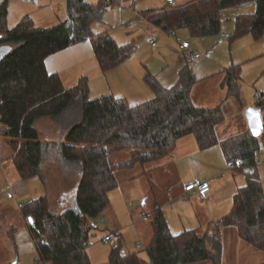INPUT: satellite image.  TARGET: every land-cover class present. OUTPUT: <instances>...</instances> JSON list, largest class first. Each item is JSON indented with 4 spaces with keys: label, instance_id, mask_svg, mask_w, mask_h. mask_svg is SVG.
Returning <instances> with one entry per match:
<instances>
[{
    "label": "trees",
    "instance_id": "16d2710c",
    "mask_svg": "<svg viewBox=\"0 0 264 264\" xmlns=\"http://www.w3.org/2000/svg\"><path fill=\"white\" fill-rule=\"evenodd\" d=\"M249 2H255V12L235 17L229 41L246 35L264 38V0H193L148 12L145 17L166 33L186 30L195 39L214 37L221 32L222 12ZM109 3L66 0L68 17L59 24L41 28L32 18L24 17L13 29L8 28L7 3L0 5V50H8L0 61V137L13 150V162L23 180L43 182L42 168L50 160L80 175L77 210L53 215L47 196L23 207L25 218H33L29 231L42 264H92L88 243L96 221L110 204L109 193L118 188L115 172L156 165L188 136L195 137L202 150L214 147L219 144L217 127L225 121L221 107L193 104L191 90L198 80L188 65L170 88L147 75L145 80L154 96L135 105L111 95L90 100L86 78L65 88L59 75L48 72V57L83 42L90 43L102 72L130 58L132 45H118L107 31H91V24L102 20ZM240 69L241 65H235L226 70L224 86L242 106L234 80L239 78ZM255 106L264 110V94ZM41 119L57 124L65 133L64 140H41L37 129ZM263 141L264 134L257 138L247 130L220 145L232 170L246 172L257 167L256 156ZM122 150L129 151V158L115 163L111 157ZM151 213L153 238L146 246L150 262L136 254H124L117 246L106 264H221V231L226 227L235 228L242 241L264 251V188L255 173L238 190L231 212L208 232L173 235L161 202L155 201Z\"/></svg>",
    "mask_w": 264,
    "mask_h": 264
},
{
    "label": "crops",
    "instance_id": "0c3cea01",
    "mask_svg": "<svg viewBox=\"0 0 264 264\" xmlns=\"http://www.w3.org/2000/svg\"><path fill=\"white\" fill-rule=\"evenodd\" d=\"M84 1L89 4L96 5L101 0H98L96 3L88 0ZM104 1L107 3L110 2L107 9L116 4L121 7L122 4L121 0ZM191 1L193 0H176V6H183ZM3 3H7L8 7L9 29L15 28L24 17L32 18L35 25L41 28L53 27L68 17L66 0H28V2L25 0H0V5ZM151 3L152 9L144 11L142 14L137 11H133L130 14L134 17H142V19L154 31L159 30L164 32L163 29L152 25L145 17V14L148 12L160 11L166 8V0H164L163 3H160L159 0H152ZM97 22L102 23L105 28L96 33L107 31L111 34V27H109L108 23H105L103 20ZM171 38H174V36ZM150 39H148L149 45H151L149 43ZM178 39L182 40L181 38H177L176 44ZM192 39L198 41V39L201 38ZM116 43L121 46L124 45L119 42ZM153 47H157V45ZM3 52L7 53L8 50H3ZM161 56H163L162 51ZM127 61L121 63L106 73L102 72L90 43L83 42L48 57L46 60V66L50 74L59 75L65 88H72L76 86L82 78H86L89 82V96L93 90L99 88V92H103L99 98L109 95L121 97L125 98L131 105L153 98L154 92L145 80L146 76H151V74L147 73L144 76V79L142 78L140 80V68L136 67L133 69L131 64H126ZM256 61L262 62H259L252 68H249L248 65H251V63ZM164 62H166L165 59ZM234 62L232 61L231 65L226 68L222 67L225 66L224 64L220 65L212 63L220 70L215 73L214 71L217 69H214V71H211L214 73L203 76L198 75L197 69L194 70L189 66L190 64L188 65L193 70L198 80L191 90V99L193 104L200 108L221 107L224 112L225 121L217 127V138L219 144L209 149L202 150L200 149L195 137L188 136L180 139L177 142L174 151L158 164L148 169H144L142 167L143 172L141 174H144V172L156 171L160 167L166 165L173 166L176 172L178 179L175 185H172V187L169 188L171 194L165 201L161 202L165 220L168 224L170 232L173 235H179L186 231H198L205 233L209 231L211 226L218 225L222 218L231 212L233 199L238 190L245 187L249 178L252 176L247 172L230 170L220 145V143L227 138L248 130V124L244 116V112L250 107L247 104L243 107V102L246 103V101H243L242 106H240L235 98L229 95L227 87L224 86V82L227 77L226 70L235 65H240L239 63ZM243 63H245V65L240 69L239 78L234 79L238 84L241 81L243 82L242 74L243 76H248L251 80L261 79V74H264V53L250 57ZM187 64L188 63L185 60L179 59L176 64H172L171 70L168 72L166 71V74L164 75L162 72L158 75V79L156 80L155 78V80L162 87L170 88L176 83L180 70ZM167 66L168 70L170 66ZM245 69L253 70H250L252 73L247 75ZM107 75L111 76V79H109V76L105 77ZM219 76H221V78H218L217 80V77ZM212 81L214 85L209 84V82ZM252 108H256L255 104ZM262 115L264 117V110L262 111ZM230 116H233L234 118V122L232 123L229 121ZM37 129L41 140L46 142H60L56 139L59 134L62 135L60 127L51 120H39L37 123ZM262 143L264 144V142ZM13 155V150L8 147L4 139H1L0 190H8V201H12L15 198H28L26 199L28 200L26 201L27 204L33 199L47 196L50 202V211L53 215H61L68 210L74 209L76 204V193L80 182V175L77 172L66 170L61 165H59L58 168L57 162L50 160L45 162L42 168L43 182L37 178L23 180L15 167ZM52 168H57L56 170L59 173V180H57L59 182V195L58 199L55 201L49 197L51 185L47 179V174ZM254 173L264 188V152L262 155L260 154V156L257 157V167L254 169ZM198 179L209 181L211 184V191L205 201H200L196 193L187 194L184 191L186 184ZM60 186L69 187L68 189H63ZM8 194H14L15 198H8ZM26 204L23 202H17L16 204H13V207H9V203L0 204V239L3 240L4 237H2V235L10 233H14L16 236L20 233V230L25 229L31 239L30 245L32 244L34 251H36L34 241L30 235L28 221L23 215V208H19L20 205L24 207ZM139 220H137V222ZM137 222L135 221V224H137ZM5 226L7 229H3ZM138 235L141 239L142 235L140 232H138ZM221 236L223 244L221 264H230V262H232V264H240L243 262V258L245 256L246 258H251V256L260 257L259 253H264V251L256 250L242 241L238 236L236 229L233 227L222 228ZM139 243L143 246L144 249L142 251L144 253L136 251L131 254H136L141 260L149 263L150 259L146 252L147 244H145L142 239ZM16 249L17 244L15 243L14 250ZM229 257L234 259L229 261ZM10 262V259H6L5 261L0 260V264H10ZM208 263L212 264L211 262Z\"/></svg>",
    "mask_w": 264,
    "mask_h": 264
},
{
    "label": "rangeland",
    "instance_id": "374dc122",
    "mask_svg": "<svg viewBox=\"0 0 264 264\" xmlns=\"http://www.w3.org/2000/svg\"><path fill=\"white\" fill-rule=\"evenodd\" d=\"M25 1L28 2V0ZM88 1H93V3L98 2V0ZM121 1V7L116 4L107 9L103 14L102 20L105 23H108L109 27H111V36L116 42L124 45H132L134 47L132 55L127 59L128 61L126 60V64H131L133 69L136 67L140 68V80L142 78L144 79V76L147 73H150L151 76L157 80L158 75L162 72L164 75L166 74V71L168 72L171 70L172 64H176L179 59L184 60V57L176 44L177 38L189 42L192 50L202 55V59L195 63L187 64H190L189 66L192 67V69H197V73L200 76L209 75L214 72L216 73V71L220 70L212 63L220 65L224 64L225 66L222 67L226 68L231 65L232 61H237L234 63H239L242 68L245 65L243 62H246L247 59L264 53V38L255 39L250 35H246L232 43L229 41V36L235 30V17L240 14L254 13L256 10L255 2L227 8L222 12L223 18L220 34L214 37L201 38L196 41L191 38L187 31L183 30L171 33L174 36V38H171L168 33L159 30L154 31L142 19V17H134L130 14L133 11L142 14L144 11L152 9V0ZM159 1L160 3L164 2V0ZM104 28L105 26L97 21L91 24V30L94 33L101 31ZM150 38L156 40L157 47L148 44V39ZM161 51L163 56H161ZM164 59L166 62H164ZM259 62L262 61H256L248 66L249 68H252ZM167 65L170 66L168 70ZM214 69L217 70L214 71ZM250 70L252 71L253 69H245L247 75L252 73ZM108 76L109 75L105 77ZM218 78H221V76L217 77V80ZM109 79H111V76H109ZM242 79L243 82L241 81L238 84L241 102L246 101V103L243 102V107L247 104L252 108L259 100L258 96L264 94V74H261V79L259 80H251L248 76H243L242 74ZM209 84L214 85L213 81L209 82ZM102 93L103 92H99V88H97L92 91L89 99L92 100L99 98ZM229 121L231 123L234 122L233 116L229 117ZM60 130L62 135L59 134L56 139L61 142L64 140L65 133L61 128ZM1 139L3 138L0 137V140ZM263 152L264 144L262 143L256 158L260 156V154L262 155ZM128 158V150H122L111 157L115 163L125 161ZM59 165L60 164L57 163L58 168ZM153 166H155V164L143 168L148 169ZM143 168L137 165L131 169L126 168L115 172L119 188L110 193V204L104 214L96 221V228L93 230V236L89 239L87 253L92 264H106L109 261L111 250L117 246L121 247L124 254H131L136 251L143 252L142 250L136 249L137 245L140 244L139 242H141V239L145 244H148L152 240V205L155 201L163 202L170 196L171 192L169 191V188H171L172 185H175L178 178L171 165L162 166L147 175L141 174ZM56 169L57 168H52L47 174V179L51 185L49 197L54 201L58 199L59 195V182L57 181L59 180V173ZM60 187L68 189L69 186ZM7 193V189L0 190V204L9 203V207H13V204H16L17 202H23L26 204V201H28L26 200L28 198L19 199L15 198V196L14 198L16 199V202L15 199L8 201ZM145 216L147 217L146 219H144ZM137 220L139 221L137 222ZM135 221L137 224H135ZM3 229H7V227L5 226ZM138 232L142 235L141 239L139 238ZM106 236H110L111 238V241L108 243L104 242ZM2 237H4V239H0L1 261L10 259V264H13L16 261L17 264H41L39 262L37 251H34L32 244L30 245L31 239L25 229L20 230V233L16 236L14 233H10L2 235ZM15 243L17 244L16 250H14ZM259 254L260 257L251 256V258H246L245 256L243 262L240 264H264V253ZM232 259L234 258L229 257V261H232ZM197 264L209 263L207 261V263L204 262ZM230 264H232V262H230Z\"/></svg>",
    "mask_w": 264,
    "mask_h": 264
},
{
    "label": "built area",
    "instance_id": "2783aa9c",
    "mask_svg": "<svg viewBox=\"0 0 264 264\" xmlns=\"http://www.w3.org/2000/svg\"><path fill=\"white\" fill-rule=\"evenodd\" d=\"M166 5L167 8H173L176 6V0H166ZM169 36H173L171 33L169 34ZM149 43L153 46L156 45L155 40L154 39H150ZM177 44L179 47L180 52L182 53L184 60L187 63H194L196 61H198L199 59L202 58L201 54L196 53L195 51L192 50L191 45L189 42L187 41H183L178 39L177 40ZM229 169L232 170V167L229 166ZM249 175H253L254 174V169L253 168H249L246 171ZM185 193L187 194H193L196 193L198 199L200 201H205L211 191V184L209 181H204V180H194L188 184L185 185L184 188ZM8 198L13 199L14 198V194H8ZM20 209L23 208L22 205L19 206ZM147 217H144V219H146ZM111 241L110 236H106L104 238V242L108 243ZM137 249L138 250H143V246L141 244L137 245ZM40 262V260H39ZM41 263V262H40ZM42 264V263H41Z\"/></svg>",
    "mask_w": 264,
    "mask_h": 264
},
{
    "label": "water",
    "instance_id": "95a60500",
    "mask_svg": "<svg viewBox=\"0 0 264 264\" xmlns=\"http://www.w3.org/2000/svg\"><path fill=\"white\" fill-rule=\"evenodd\" d=\"M5 53L3 50H0V61L4 58ZM244 116L247 120L248 124V130L254 137H261L264 134V119L262 115V109L261 108H248ZM145 203V202H144ZM73 210H77V205L75 204V207ZM28 224L30 226H33L34 221L32 217H29L27 219ZM13 264H17V261Z\"/></svg>",
    "mask_w": 264,
    "mask_h": 264
}]
</instances>
